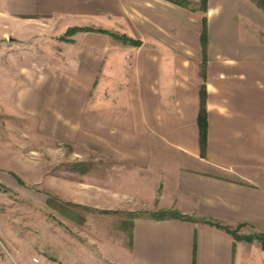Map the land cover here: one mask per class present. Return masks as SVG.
<instances>
[{
	"label": "crops",
	"instance_id": "crops-1",
	"mask_svg": "<svg viewBox=\"0 0 264 264\" xmlns=\"http://www.w3.org/2000/svg\"><path fill=\"white\" fill-rule=\"evenodd\" d=\"M199 12L193 17L192 10L166 0H0V13L18 38L13 44L25 48L36 47L28 39L43 25L46 32L60 34L70 27L102 28L141 42L78 31L72 41H58L61 58L71 67L66 83H30L22 73L9 98L8 111L27 117L33 135L79 146L87 159L101 156L99 169H82L88 180L80 181L78 194L66 201L133 214L172 209L192 218L132 214L129 244L126 233L117 230L105 236L109 246L97 254L90 220L85 231L78 228L84 241L77 243L58 225V260L44 264H264L258 239L238 240L202 221L241 225L240 234H264V11L251 0H208L207 11ZM203 16L205 157L197 123ZM40 57L45 62L46 56ZM174 151L183 162L177 171ZM8 183L24 188L0 170V184ZM116 187H127L123 199L115 196ZM136 198L140 205L131 203ZM24 225L20 231L10 227L12 249L29 236V224ZM38 231L46 242V216Z\"/></svg>",
	"mask_w": 264,
	"mask_h": 264
},
{
	"label": "rangeland",
	"instance_id": "rangeland-1",
	"mask_svg": "<svg viewBox=\"0 0 264 264\" xmlns=\"http://www.w3.org/2000/svg\"><path fill=\"white\" fill-rule=\"evenodd\" d=\"M189 1L194 7L192 12L195 17V12L200 14L197 8L199 0ZM251 1L257 5V0ZM193 23L195 22L192 20ZM43 26H38V30L28 39L37 42L36 47L25 48L13 44L18 39L16 33L12 30L11 23L8 24V18L0 13V170L6 171L10 176H13L14 170L24 182L21 183L24 188L16 189L8 183L11 188L5 185L7 191L0 189V264H25L27 260H30V264L57 261L58 258L54 254V238L58 225L62 227L64 234L73 240L70 242L77 243L79 240L84 241L78 235V228L86 229L85 223L90 220L89 228L97 232V240L93 246L96 254L100 249L109 246L108 237L105 236L125 232L127 243L130 241L133 213L78 206L66 201L78 194L80 181L88 180L82 169H99L104 163L100 161L101 156L91 155L87 159L86 150L79 146L60 142L50 135H33L36 129L32 128L27 117L8 111L9 98L21 85L22 73L31 79L30 83L40 80L50 84L66 83L65 71L67 67H71L64 64L65 59L61 58L63 54L58 41L61 39L70 42V36L73 34L49 33ZM38 42H41V48L38 47ZM40 56H46L45 62ZM196 56L197 53L192 48L189 53L191 61H194ZM174 153V169L177 171L183 162L179 157L180 152ZM105 164H111V161ZM55 189L60 190L58 194L54 192ZM45 190L51 191L52 198L44 193ZM126 190L127 187H123V190L120 188L115 196L123 199V192ZM45 199L48 200L46 206ZM133 202L141 204L137 198L135 201L131 200V203ZM148 213L151 212H134L147 215ZM43 216H46L47 220L46 242L40 240L38 231L39 219ZM24 224H29V236L26 240L14 242L15 249H12L7 240L9 229L14 227L20 231L23 226L27 228ZM28 253L30 258L26 255ZM34 257H38L39 261L35 262Z\"/></svg>",
	"mask_w": 264,
	"mask_h": 264
},
{
	"label": "trees",
	"instance_id": "trees-1",
	"mask_svg": "<svg viewBox=\"0 0 264 264\" xmlns=\"http://www.w3.org/2000/svg\"><path fill=\"white\" fill-rule=\"evenodd\" d=\"M168 2H171L173 4L188 8L190 10H194V7L191 6L192 2L189 0H166ZM257 5L264 11V0H257ZM207 3L208 0H199V4L197 8L202 11H207ZM78 31H93V32H99L104 33L112 36L115 39L121 40L124 43H130L133 45H140L141 42L139 40H134L132 38H129L126 35H120L114 32H111L106 29L102 28H91V27H70L67 29L66 34L72 35ZM200 43H201V52H202V61L200 64V76L202 78V83L200 84V90H199V96H200V108L198 112L197 117V123L199 128V146H200V154L202 157L206 156V149H207V132H208V122H207V108H206V99H207V92H206V63H207V43H208V33H207V24H206V17L203 16L202 18V31L200 35ZM13 176L16 178V180L19 183H24L23 180L18 177L15 173H13ZM0 189L7 191L6 188L0 184ZM50 198H52V195H50ZM51 205V203L49 204ZM134 216H137L138 214H133ZM149 216L156 218V219H167V218H178V219H192L189 216H186L176 210H158L151 213H148ZM206 223H210L213 225H216L218 227H221L228 232H230L236 239L238 240H244V241H252L254 239H258L262 246L264 247V234L254 232L252 234H240L239 230L241 228V225H238L236 227H231L228 225H225L219 221H212V220H202Z\"/></svg>",
	"mask_w": 264,
	"mask_h": 264
},
{
	"label": "built area",
	"instance_id": "built-area-1",
	"mask_svg": "<svg viewBox=\"0 0 264 264\" xmlns=\"http://www.w3.org/2000/svg\"><path fill=\"white\" fill-rule=\"evenodd\" d=\"M33 260H34L35 262H38V261H39V259H38L37 257H34Z\"/></svg>",
	"mask_w": 264,
	"mask_h": 264
}]
</instances>
